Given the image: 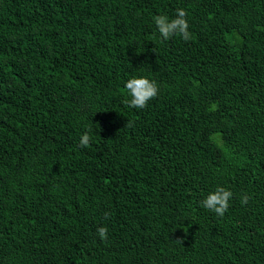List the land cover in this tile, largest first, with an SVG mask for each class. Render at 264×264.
I'll return each mask as SVG.
<instances>
[{
  "label": "trees",
  "instance_id": "1",
  "mask_svg": "<svg viewBox=\"0 0 264 264\" xmlns=\"http://www.w3.org/2000/svg\"><path fill=\"white\" fill-rule=\"evenodd\" d=\"M0 264H264V0H0Z\"/></svg>",
  "mask_w": 264,
  "mask_h": 264
},
{
  "label": "clouds",
  "instance_id": "2",
  "mask_svg": "<svg viewBox=\"0 0 264 264\" xmlns=\"http://www.w3.org/2000/svg\"><path fill=\"white\" fill-rule=\"evenodd\" d=\"M187 11L183 8L177 9L176 17L170 19L167 15H157L154 17L155 25L163 39L167 40L173 35L182 36L184 40L190 39L189 23L187 20ZM129 99L125 103L132 108L143 109L148 102L158 94V86L155 81L146 77H132L125 84ZM90 135L85 132L81 136L80 146L87 147L90 143ZM232 192L224 187H217L215 191L210 192L201 202L202 207L211 210L218 216H223L229 208V201ZM248 196H243L242 204L248 203ZM108 213H105V217ZM187 233V228L184 229ZM102 239H107L108 229L100 227L97 229Z\"/></svg>",
  "mask_w": 264,
  "mask_h": 264
}]
</instances>
